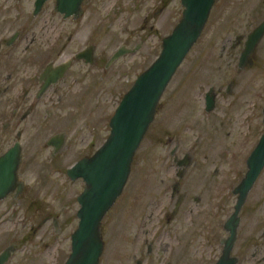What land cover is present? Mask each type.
I'll list each match as a JSON object with an SVG mask.
<instances>
[{
    "label": "rangeland",
    "instance_id": "rangeland-1",
    "mask_svg": "<svg viewBox=\"0 0 264 264\" xmlns=\"http://www.w3.org/2000/svg\"><path fill=\"white\" fill-rule=\"evenodd\" d=\"M155 6L160 7L159 0H105V13L114 15L112 25L106 26L105 50L124 42L133 45L139 35L145 41L135 53L119 59L110 69L113 74L106 72L104 93L98 98L104 123L99 129L89 123L85 141L90 152L105 141L109 119L123 94L152 63L162 38L181 17L179 0H165L162 13L152 17ZM147 14V22L153 20L149 23L154 26L142 30ZM263 21L264 0H217L213 4L201 35L158 102L121 194L101 221L104 247L98 264L199 263L197 237L192 251L178 256V245L184 244L178 216L170 222L164 220L174 206L170 193L178 170L169 152L177 146V158L185 153L192 156L184 172L192 195L197 191L192 184L197 173L245 170V151L256 143L245 136L246 123L258 120V108L264 102V37L253 52V64L239 69L238 62L247 36ZM211 87L217 92L216 107L206 112L204 97ZM95 103L91 99L90 105ZM234 152L238 153L235 164ZM76 156L67 153L61 171L42 173L41 168L30 166L22 173L39 211H29L27 201L21 205L12 198L0 205V248L8 241L18 243L9 264H63L67 259L70 236L78 224L77 196L84 182L71 180L64 170ZM47 214L49 218L42 222Z\"/></svg>",
    "mask_w": 264,
    "mask_h": 264
},
{
    "label": "flooded vegetation",
    "instance_id": "flooded-vegetation-1",
    "mask_svg": "<svg viewBox=\"0 0 264 264\" xmlns=\"http://www.w3.org/2000/svg\"><path fill=\"white\" fill-rule=\"evenodd\" d=\"M164 2L159 0L160 7L153 8L152 17L162 13ZM109 12L105 13V0H0V159L18 150V159L13 154V190L0 198V205L12 198L21 205L27 201L29 211H39L22 173L30 166L41 168L42 173L61 171L65 155L72 152L78 156L65 167L67 173L74 163L100 147L90 152L85 138L89 123L96 129L104 123L98 98L104 93L106 72L113 74L119 59L135 53L145 41L139 35L133 45L124 42L105 50L106 26L114 21ZM148 17L141 23L142 30L154 26L149 23L153 20L147 22ZM121 48L126 52L113 59ZM245 66L241 68L238 62L239 69ZM93 98L96 103L90 105ZM257 119L246 123L245 136L256 143L245 151V170L197 173L192 180L197 189L193 195L187 191L190 180L186 181L185 170L179 173L176 163L186 154L192 156L185 153L177 158L178 147L170 150L178 170L170 193L174 206L164 220L170 222L178 216L184 243L178 245V256L192 251L197 237L198 264H264V168L251 185L247 173L248 158L264 135V102ZM234 153L235 164L238 153ZM243 188H248L247 195L238 204ZM48 218L49 214L45 215L42 222ZM17 244L8 241L0 248V253L12 248L4 264H9Z\"/></svg>",
    "mask_w": 264,
    "mask_h": 264
},
{
    "label": "water",
    "instance_id": "water-1",
    "mask_svg": "<svg viewBox=\"0 0 264 264\" xmlns=\"http://www.w3.org/2000/svg\"><path fill=\"white\" fill-rule=\"evenodd\" d=\"M217 0H181L183 10L173 29L162 39L161 49L152 63L134 80L123 94L109 119V134L99 148L67 169L71 179L81 178L83 190L77 196L78 224L72 232L71 251L63 264H98L104 243L100 225L104 215L121 194L131 169V163L149 125L153 121L158 102L176 70L191 50L208 20L211 8ZM264 37V21L256 27L245 41L240 56L242 68L253 63L252 54ZM242 38L238 37L236 43ZM126 51L119 49L113 59ZM216 90L205 93V111L216 107ZM173 153V151H172ZM18 150L14 149L0 159V198L13 190L16 176ZM176 163L183 173L191 163L187 154ZM250 185L264 168V135L248 158ZM249 185V186H250ZM174 192L175 187L172 189ZM248 188L241 190L239 203L247 195ZM11 247L0 253V264L11 254ZM139 264V263H138Z\"/></svg>",
    "mask_w": 264,
    "mask_h": 264
}]
</instances>
